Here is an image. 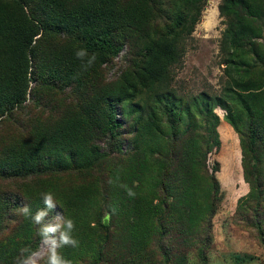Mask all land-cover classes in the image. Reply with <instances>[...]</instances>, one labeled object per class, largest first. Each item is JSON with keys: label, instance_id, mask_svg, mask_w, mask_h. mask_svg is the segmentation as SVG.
Masks as SVG:
<instances>
[{"label": "trees", "instance_id": "16d2710c", "mask_svg": "<svg viewBox=\"0 0 264 264\" xmlns=\"http://www.w3.org/2000/svg\"><path fill=\"white\" fill-rule=\"evenodd\" d=\"M206 1L0 0V264L38 249L18 208L34 213L48 192L49 218L75 224L79 246L60 249L71 264H208L223 198L208 163L216 108L248 185L233 219L264 248V0H220V91L187 98L174 68ZM80 48L96 56L87 71ZM233 130L220 127V179L238 159Z\"/></svg>", "mask_w": 264, "mask_h": 264}, {"label": "rangeland", "instance_id": "374dc122", "mask_svg": "<svg viewBox=\"0 0 264 264\" xmlns=\"http://www.w3.org/2000/svg\"><path fill=\"white\" fill-rule=\"evenodd\" d=\"M219 2L220 0L206 1L200 21L196 24L191 36L186 40L183 61L174 68L176 84L181 86L187 98L201 91L213 94L220 91L224 64L220 61L219 42L225 24L218 13L217 5ZM111 70L116 71V67L111 68ZM26 109L25 115L33 116L40 113V110L31 104ZM215 111L220 117L217 126L220 146L218 149L209 152L208 163L211 165L218 161L221 169L222 159L226 158V153L219 132L220 127L227 124L231 130L233 128L223 120L224 111L222 109L216 108ZM8 124L2 123L0 128H7ZM232 132L236 139L238 159L233 160L232 177L228 178L223 175L220 179V169L215 173L223 190V198L218 203L217 213L212 219L211 232L213 238L208 250V264H264V248L255 239L254 231L244 227L243 222L236 223L233 219L236 201L241 194L247 192L248 185L244 183L242 177L238 134L234 130ZM240 184L242 189L239 190ZM37 250L43 251L41 244H39ZM191 254L194 264H202L193 253Z\"/></svg>", "mask_w": 264, "mask_h": 264}, {"label": "clouds", "instance_id": "9594fccd", "mask_svg": "<svg viewBox=\"0 0 264 264\" xmlns=\"http://www.w3.org/2000/svg\"><path fill=\"white\" fill-rule=\"evenodd\" d=\"M75 57L80 60L81 68L87 71L96 60L95 54H89L86 48L75 51ZM112 182L111 180L109 181ZM137 185L134 183L133 188ZM129 197H135L133 188L122 185ZM43 207L34 213L28 203L18 208V212L23 217L30 218L32 223L37 226V235L43 251L34 250L30 247L20 249V254L15 259L14 264H71L70 260L65 259L60 254V249L65 247L77 248L79 241L74 238V221L57 213L50 217V213L56 208V201L51 192L43 193L41 196ZM189 264H194L192 254H189Z\"/></svg>", "mask_w": 264, "mask_h": 264}]
</instances>
